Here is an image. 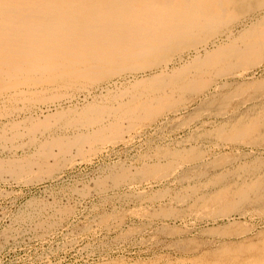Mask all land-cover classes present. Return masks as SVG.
Masks as SVG:
<instances>
[{
	"label": "bare ground",
	"instance_id": "6f19581e",
	"mask_svg": "<svg viewBox=\"0 0 264 264\" xmlns=\"http://www.w3.org/2000/svg\"><path fill=\"white\" fill-rule=\"evenodd\" d=\"M233 23H237L234 24L237 33L232 29ZM186 50L188 54L184 57ZM126 60L132 61L123 65ZM262 64L264 0H0V98L6 95V101L19 100L22 105L53 104H46L51 108L47 111L24 117L17 113L11 118L14 110L2 104L0 115L7 119L0 127V147L15 153L19 141V146L27 147L28 152L0 157V178L7 176L21 183L52 178L56 170L64 171L77 162L88 163L109 146L130 143L151 123H166L178 117L180 110L197 98L200 99L197 112L179 121L184 118L181 115L176 121V128L196 121L191 134L174 144L165 141L151 147L129 165H112L105 177H95L94 190L99 193L111 190L114 194L121 186L130 189L135 175L154 184L173 177L181 190L165 188L155 193H147L145 188L135 190L134 196L141 202L160 203L159 209L140 205L132 211L149 223L160 215L230 217L232 210L242 209L240 212L244 213V208L264 210V162L259 155L255 154L258 159L252 161L247 158L250 162L238 168L237 164L229 168L224 162L231 152L218 150L222 145L254 147L257 142L264 143L262 80L253 82L250 75L237 85L230 80ZM128 71H141L143 76L128 77L130 85L124 89L117 87L115 80L100 86L105 101L114 104L90 102L86 94L83 105L63 108L56 102L66 96L60 87L88 89V85L101 82L107 75ZM55 127L64 132L51 133ZM208 170L218 174L200 184L207 188L221 184L219 190L202 192L198 188L195 180L204 177ZM185 181H189L186 186ZM78 190L86 195L90 188L84 185ZM175 202L189 205L180 210L173 205ZM66 213V209L60 208L55 215L64 220ZM125 214L103 217L101 223L105 227L118 224ZM57 218L41 221L39 229L57 226ZM245 239L237 244L234 241L233 251L226 247L212 249L217 253L211 261L194 258L189 263L176 264H264V237L252 244Z\"/></svg>",
	"mask_w": 264,
	"mask_h": 264
},
{
	"label": "rangeland",
	"instance_id": "374dc122",
	"mask_svg": "<svg viewBox=\"0 0 264 264\" xmlns=\"http://www.w3.org/2000/svg\"><path fill=\"white\" fill-rule=\"evenodd\" d=\"M234 24L237 25V23H233L232 29L234 30L235 33H237V31H235L236 26ZM184 53L183 55L184 57H186L188 54L187 50ZM126 61L127 62H123V65L125 64L128 65L132 60H126ZM170 64H172L170 66H173L174 63L170 62ZM128 73L131 74L128 76ZM128 73L122 72L115 76L107 75V77L103 78L101 82L91 84L90 86L88 85L87 87L88 89L77 87L76 90V88L68 89L65 87H60L62 94L64 93L65 90L64 96L65 95L66 96L65 98L64 97L61 98L62 100L59 99V101L56 102L61 104L63 108H67L69 105L71 106H76L79 104L83 105V102L85 103L87 100L88 101L90 100V102H96L101 105L114 104L113 102L108 101L107 99L105 101V99L102 97V94H104V90L102 89L105 85H109L110 83H114L115 81L118 82L117 87L119 86L120 88L121 86V88L124 89L127 86L129 87L130 85V82L128 81V77L130 79L131 78L134 79V78H141L143 76L141 71L133 72V73L128 71ZM244 74L246 75V77L245 75H242V77L239 78L230 77V80L232 82L234 81V83L236 82L235 85H237L238 82L242 81V79L252 76L253 82L262 80L261 85L264 86L263 64L258 66L257 68L252 67L251 70L250 69L247 70L246 73L244 72ZM240 78L241 80L238 81V79ZM101 85L103 87H100ZM91 87L93 89H90ZM263 88L264 87H262V90L264 92ZM71 90L73 91L71 92ZM73 92H75V94H73ZM93 92L96 95H94ZM85 94L87 95V100L85 99L86 101L83 98V96H86ZM73 95L74 98L72 97ZM4 97H6V95ZM4 97L0 98L1 100L0 107L4 109V107H2V104L4 103L5 105L4 104L3 105L5 107L8 108L9 106L11 110L12 109L14 110V112L12 110L13 113H11L10 118L16 116L15 114L17 113H20V117L21 116L24 117V115H28L33 112L39 113V111L41 112L42 110L45 109L47 111L48 109H51L48 106L50 105V103H51L50 106H53L52 102L50 103L46 102L43 104L39 103V105L37 103L39 108L43 105L39 109L36 103L29 104L27 102L25 103L26 105L25 104L22 105L20 104L22 102H19V100L18 103L16 101L9 102L6 101L8 99ZM91 97L94 98L91 99ZM66 99L69 100L67 101ZM199 100L200 99L196 98L192 102L188 103L185 109L184 108L181 109L180 115H178V117L176 116L177 119L176 117H172L171 118L172 120L169 119L170 122L169 120L166 121V123L163 121H159L148 125L144 129L143 131L144 133L139 134L142 139L138 135V137H135L131 141H129L130 143L128 144L118 143L114 145V147L109 146L106 149H104L101 153L96 155L94 159L88 163L77 162L74 164V166H72L71 168L69 167L64 171L56 170L54 173L55 176H53L52 178H44V179L42 178L34 183L32 182L21 183V182H16L15 180L13 181V179L7 176L1 177L2 179L0 178V188H1L0 189V264H110V263L111 264H176L183 262L189 263L190 262L189 259H194V258L202 259L198 261L208 262L211 261L210 258L213 255H215V253H217L216 251H213L216 250L217 247L231 248V251H233L232 247H234L235 244H237L238 240L241 241L246 238L245 240L250 241L251 244L258 242L259 241L258 239L262 240L264 237L262 236L264 233L261 232L264 229V213H263L264 210L257 209L258 207L255 209L251 208V210L250 208H244L245 210L243 211H245V213L240 212L242 211V209L240 211L232 210V212H230L229 214L230 217L222 216L223 218L221 216L208 217V218L206 216H200L201 218L200 217L193 218L189 216L187 217L186 215L181 217V215H177V214L165 215L167 217L160 215L161 217L158 216L157 218L150 221V223L147 221L146 218L144 217L139 218L132 213V211L138 208L140 205L148 209L151 208L152 210L159 209L158 204L160 203L153 201L141 202L138 199V197L134 196V193H136L138 190L143 191L145 188V190H148L146 191L147 193H151V192L155 193L165 188L174 189V192L181 190L182 186L180 185L179 182L176 183L175 181H173L172 179L173 177L167 179L164 178L163 183L155 182L154 184L153 182L150 181L147 182H145V180L142 181L139 178V176L135 175V178L132 181L134 183L132 187L133 189L132 188L129 189L128 187L125 188L121 186L116 190L114 194L112 193L111 190H107L104 193H99L94 190L93 180L98 177L100 178L105 177L109 173V169L111 168L112 165L116 164L118 166L120 163L125 165L127 163L129 165L132 161H136L138 159L139 157L138 155H140V153L142 154V152L145 153L149 151L151 147L162 145L161 143L164 144L165 141H166L165 144H174L177 140L181 141L182 139L186 138L188 134H191L192 133L191 131H193L196 128V126H194L197 125L196 121L193 120L187 126L181 128H176V125L178 123L176 121H178V119L182 117L181 115H183L185 119L180 118L179 121H181V119L186 120L188 115L190 116V114L197 112L198 106L200 104ZM15 102L17 103V105ZM47 103L48 105H46ZM32 104L33 106L34 105L36 106L33 107ZM210 107L213 108V106ZM53 108L54 107H52V109ZM19 109L21 111H19ZM34 109H36L37 111H34ZM0 117H1L0 118V127H1L2 122L6 121L7 118L5 117V115L3 116L0 115ZM154 127H156V129ZM158 128L161 131L158 130ZM51 131L49 132L51 133H62V131L64 132V130L58 129L57 127H55L54 130L51 129ZM151 131L152 132L156 131V132H154L153 134ZM69 133H71V131H69ZM257 143L258 144L254 145V147L252 145L244 144L234 147L228 146L227 148V146L222 145L219 147L218 150L219 153L230 151L232 155L234 154V150L237 151L236 152L237 154L233 156L231 155V157L228 158L224 163H227L226 165L229 166V168H231L233 164H234L233 167L235 168V165L237 164L236 167L238 168L241 165L249 163L250 161H252V159H256L258 155H259L258 156L259 159L264 162L263 160L264 143L261 142H257ZM19 145L20 142L18 141V144L15 146L18 148H14L15 153H10L7 148L3 149L2 148L3 146L1 145L0 157L4 159L10 156H22L26 153L25 151L28 152V150H26L27 147H22ZM7 146L9 145H6V147ZM34 148L35 147H32L29 150L33 151L35 150ZM237 149L239 150V152ZM249 149L253 151L250 152ZM240 152L243 153V155L239 156ZM247 153H252V154L249 155ZM7 154H11V155L9 156ZM253 155L256 157H254ZM131 156L136 159L134 160V158H132ZM247 158L250 161L248 160L246 161ZM229 163L232 164L230 165ZM134 169L135 168H133V170ZM215 174H218V172L208 170L206 174H203L204 177H202L201 175L202 178L199 177L198 179L195 180L198 188L202 192H206V191L214 192L216 191V189L218 188L220 189L221 184H218L215 187L209 185L208 186L209 188L202 186L200 184V182L202 183L204 179L205 182L207 179L214 176ZM191 182L192 181H190V183ZM184 184L185 186L188 185L189 181L188 182L185 181ZM84 185H88L90 188L89 193H87L88 195L87 194L83 195L78 190ZM158 186L160 187L158 188ZM135 190L137 191L135 192ZM42 202L43 204L47 205L48 203H50L51 205L49 204L46 207V205H43ZM175 203L173 205L179 207L180 210L182 208L185 209L187 205H189V202H185L183 205L178 203L175 204ZM41 204L43 205V207L41 206ZM53 206L55 207V209ZM242 206L243 204H241L239 208H241ZM60 208L67 210L66 215L63 216L64 220L57 218L58 215H55L57 210H59ZM37 210L39 211L40 215L38 214ZM258 210L260 211V213ZM122 212H124V214L126 213L127 215L125 214L124 216L125 218L121 219V222L118 223L120 225H118L117 222H114L113 220H110V222H114L115 225L110 224L109 226L106 225L105 227L101 223L103 217L105 218L108 217L109 215L116 216L118 213H122ZM52 218H57L56 220L57 226L56 225L55 227L45 226L44 229H41L42 227H40L39 229V223L41 221L51 220ZM234 221L237 224H234ZM230 222H232L231 223L232 225L230 224ZM121 229L123 231H120ZM244 231L248 233L243 234ZM234 234L236 235L234 236ZM187 258L188 260H186Z\"/></svg>",
	"mask_w": 264,
	"mask_h": 264
}]
</instances>
